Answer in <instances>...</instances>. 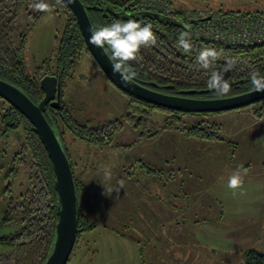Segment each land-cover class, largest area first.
<instances>
[{
    "label": "rangeland",
    "instance_id": "obj_1",
    "mask_svg": "<svg viewBox=\"0 0 264 264\" xmlns=\"http://www.w3.org/2000/svg\"><path fill=\"white\" fill-rule=\"evenodd\" d=\"M258 1L259 3L251 2V4H257L255 9L251 10L241 9V7L232 9L225 7L217 10L214 7L196 5L193 0H170V3L173 10H180L183 13L192 10L264 13L262 11L264 0ZM226 4L231 5L232 0H227ZM29 12L30 10L24 8L19 10L17 22L13 27L12 40L19 45L20 36H25L23 54L28 73L34 75L36 72L43 74L49 70L54 72L56 37L60 36L64 29L66 12L54 8L51 14L45 13L37 21ZM63 101L80 123L95 127L114 119H123L130 110L128 106L131 99L110 81L94 58L88 52H84L73 79L67 83ZM8 106L9 103L0 98V113L3 107ZM261 106L259 101L236 111L246 114V117L252 115V118L255 117L257 120L264 116H259L257 112ZM150 112L146 120L143 117L144 121L139 129H135L132 123L126 122L109 144H89L70 132H65L64 145L67 147L74 175L79 182V208L86 222L68 264H154L153 258L149 257L151 250L157 253L155 264H164V246L170 243L174 246L180 240L169 242V239L163 238L166 231L163 224L142 222L145 217L132 215L134 206L138 208V205L143 204L139 197L142 199L146 197L147 201L152 200L154 204H157L160 202L154 197L164 196L167 199L168 195L175 196L179 192L176 173L171 183L172 188L169 187L170 183L165 186V177L156 175L160 167H165L160 163H153L155 160H152L150 164L147 159L142 160L140 157L141 152L148 151L149 141H154L153 139L167 130L188 137L185 152L199 155L205 168L202 177H188L189 223L183 227V230L188 231L189 240H183L181 247L196 249L212 246L211 250L232 248L236 253L235 256L214 257L218 264H220L219 260L226 264L225 260L233 257L238 259L235 264H245L243 259H245V251L249 248L264 252V121L254 128L255 136L247 144L246 139L240 143L235 136H232V112L178 116L158 108L151 109ZM196 127L212 136L204 138L193 134L192 128ZM23 139L22 129L0 134V223H2L0 235L13 233L22 226L20 215L17 212H11V207L20 203L21 195L32 190L34 185L30 179L31 160L27 152L22 151ZM190 139L207 144L200 148L193 145L195 143ZM223 140L224 144H222ZM233 153L236 155L232 156ZM232 161L236 168L248 170L244 177L243 188L236 190V195H233L232 190L226 186L230 171L225 164H232ZM185 163L190 168V172L193 169L191 163H188V160ZM171 165L175 172L177 163L173 162ZM106 167L111 169L113 175L109 186L115 187L119 186L120 182L123 183L118 194L115 192L111 196L103 194L104 188L101 181ZM12 170L17 171L16 175ZM207 189L222 196L224 207L206 206L210 203ZM194 190H201L200 194L205 197L203 202H200L204 206L200 208L197 206L198 196H194ZM241 192H243L242 195ZM163 200L165 199H162V203H165ZM147 201L146 205H148ZM173 201H176L175 197ZM165 205L170 207L168 204ZM161 208L164 210V206ZM212 211L215 218L209 223L207 219L212 216ZM194 215H199V220L203 218L205 221L191 223ZM9 216L11 219L4 222V218ZM252 216L256 218L253 220ZM153 230L160 233L161 239L155 241L150 238ZM107 232L118 235L120 239L115 241L117 246L112 245ZM199 236L201 239L196 238ZM110 248L117 251L116 263L108 258L107 251ZM192 257L194 256H190ZM210 259V252H206L201 263L206 264Z\"/></svg>",
    "mask_w": 264,
    "mask_h": 264
},
{
    "label": "trees",
    "instance_id": "obj_2",
    "mask_svg": "<svg viewBox=\"0 0 264 264\" xmlns=\"http://www.w3.org/2000/svg\"><path fill=\"white\" fill-rule=\"evenodd\" d=\"M134 1L82 0L94 26H106L115 20L127 21L128 19H135L142 25L152 24L153 31L158 37L157 45L142 48L140 50L142 59L139 62H131V67L136 72L134 80L164 93L212 98L239 94L254 89L250 82V70H258L264 76V42L249 45H227L199 38L193 33L192 23L185 18L182 11L172 10L170 13H163L153 9H142L135 7ZM29 2L30 0H0V78L18 86L34 102L38 103L44 97V91L40 85L41 78L49 73L58 76L59 105L53 107L48 103L44 115L56 129L63 145L66 131L89 144H109L126 122L132 123L135 129H139L144 119L146 120L151 113L150 110L154 108L169 111L174 116L217 113L186 112L161 107L140 99L110 80L131 99L128 106L129 112L123 119H114L100 126L94 127L87 123H80L63 101L67 83L73 79L83 53L90 54L77 18L68 4L55 5V0H48L58 11H65L67 19L61 35L56 37L55 71L49 70L43 74L36 72L31 75L27 72L24 62L25 36H20L19 45H16L11 37L21 8L30 10L29 14L36 21L45 14L33 11L29 7ZM183 31L190 33L191 43L194 46L191 53H184L182 49L175 46ZM204 46H213L218 50H223L225 57H233L239 61L236 69L225 76L231 83V91L227 95H216L209 90L206 86L207 75L203 70L198 72L193 67L198 50ZM105 48L111 56L107 46ZM224 62V59L218 61L217 67L219 68ZM260 103L262 106L257 109V112L259 116H263L264 99ZM0 120V134L22 129L24 137L22 151L27 152L31 160L30 179L34 184L32 190L21 195L22 201L11 207V212H17L20 215L22 226L13 233L0 235V264H44L51 251L58 222L59 199L52 162L38 131L18 108L11 104L6 108L3 107ZM192 132L204 138L212 136L204 133L199 127L192 128ZM64 148L73 170L71 157L65 145ZM12 172L16 175L17 171L12 170ZM74 180L78 196V227L75 248L80 232L85 229L86 222L80 213L79 182L75 175ZM10 219L11 216L4 218V222ZM88 228H93V226H88ZM245 264H264V252L256 248H249L245 251Z\"/></svg>",
    "mask_w": 264,
    "mask_h": 264
},
{
    "label": "water",
    "instance_id": "obj_3",
    "mask_svg": "<svg viewBox=\"0 0 264 264\" xmlns=\"http://www.w3.org/2000/svg\"><path fill=\"white\" fill-rule=\"evenodd\" d=\"M65 3L73 10L87 48L101 70L113 83L140 99L168 109L196 113L230 111L264 99V92H256L254 89L229 96L204 98L164 93L134 79L124 83L119 73H113L112 65L115 61L110 59L111 56L106 48H97L88 42L91 31L100 27L92 24L82 0H74L73 3H67L65 0ZM40 85L44 91V97L36 103L18 86L0 78V97L18 108L31 121L49 154L55 174L59 204L56 233L51 251L44 264H67L77 236L78 196L74 173L62 140L44 115L48 103L53 107L59 105V78L55 74L44 75L40 80Z\"/></svg>",
    "mask_w": 264,
    "mask_h": 264
},
{
    "label": "crops",
    "instance_id": "obj_4",
    "mask_svg": "<svg viewBox=\"0 0 264 264\" xmlns=\"http://www.w3.org/2000/svg\"><path fill=\"white\" fill-rule=\"evenodd\" d=\"M227 112H232V118H233L232 128H231L232 136H235L237 141H239L240 143H242L241 141H244L245 139L247 144L250 143V141L253 140V137L255 136L254 128L264 121V116L256 120L255 117L252 118V115H248L250 117H246L247 116L246 114H242L239 111H236V109L230 111H223V113H227ZM153 140L154 141H149L150 146L148 148V151L141 152L140 157L142 160L147 159L149 161L148 163L150 164L152 163V160H155L153 161V163H158V164L160 163L163 167H165V168L160 167L161 169H159L158 165L155 164L159 169L156 171V175L165 177L164 180L165 186L168 183L170 184L172 183L174 173H176V176L178 177V181H179L178 183L179 189L177 188L179 192H177L175 196L174 194L168 195L167 199L164 198V196H159L158 198L157 196L154 197L158 202H160L157 204H154L152 200L151 202L147 201L146 197L142 199V197L138 198V196H136V198L141 200L143 204L140 206L138 205V208L137 206H134L135 207L134 214L132 216L136 217V215H138L140 217H145V219L142 220V222L147 221L148 223L163 224L164 228L166 229L163 236L164 239L167 240L169 239L170 240L169 242H172L173 240H180V242L176 243L174 246L172 243L164 246V255H165L164 264H202L201 261L203 256L206 254V252H210V256H211V259L206 264H218L214 260V257L217 255L221 257L235 256L236 253H234L232 248L222 249V250H219L218 248H214V250H211L212 246L209 248H196V249H188L185 246L181 247L184 243L183 240H189L187 237L189 236L188 231L183 230L184 229L183 227L189 223L188 222L189 206L187 205V200L189 199V193H188L189 191L187 188L189 187L188 177L189 176L202 177L205 173L204 171L205 168L200 161L199 155L195 153L187 154V152H185V150H187V143L189 141L188 137L183 136L177 132H172V131L168 132L167 130L159 134ZM190 140L191 142L195 143L193 145H196L197 147L200 146L205 147V144H207L198 140H193V139ZM222 144H224V140ZM222 144H220V146H222ZM235 155H236L235 153L232 154V156ZM187 160L188 163L190 162L191 166L193 167V169L190 172H189L190 168H188V166L185 165L186 164L185 161ZM173 162L177 163V169L175 170V172L174 169L171 168L172 167L171 164H173ZM225 166L230 172L236 169V166L235 164H233V161L232 164L226 163ZM169 187L172 188V184L169 185ZM171 190L174 191L173 189ZM200 191L196 190L194 193V196H198L196 199V202L198 203L197 204L198 208L204 206L200 202H203V200L205 199L204 195L200 194ZM206 192L209 193L208 200L211 203V204L210 203L207 204L206 205L207 207L209 208H215L221 206L224 207L222 203L221 195H216L212 190L209 189H207ZM174 197L176 200L175 202L173 201ZM162 199H165L163 200V202L165 203H162ZM146 201L148 205H146ZM165 204H168L170 207H165L166 206ZM163 206H164V210H161L163 209L161 208ZM224 215L225 212L222 214V219ZM192 217L194 218L193 222H191L193 224L201 223L200 221H205L203 218L199 220L200 218L199 215L196 216L194 215ZM214 218H215L214 211H212V216H209L207 220L210 223L214 221ZM252 218L254 220L256 216L254 217L252 216ZM107 233L109 234L108 235L109 240L112 241V245L117 246L115 241L120 239L118 235L116 233H109V232ZM159 234L160 233H156L155 230H153V232L150 233V238L157 241L158 239H161ZM196 238L201 239L200 236ZM212 239L213 237L211 238V240ZM211 243L213 244L212 241ZM153 244L156 246L155 242H153ZM107 255L111 262L114 261L116 263L118 261L116 250H113L112 248L108 249ZM192 255L194 257L190 258V256ZM151 256H154L156 259ZM111 257H113V259H110ZM149 257L153 258L152 263L154 264L157 263V253H153V251L151 250ZM236 260L238 259H235L233 257L230 258L229 260H225V262L226 264H235ZM243 262L245 263V259H243ZM219 263L225 264V263H221L220 260Z\"/></svg>",
    "mask_w": 264,
    "mask_h": 264
},
{
    "label": "clouds",
    "instance_id": "obj_5",
    "mask_svg": "<svg viewBox=\"0 0 264 264\" xmlns=\"http://www.w3.org/2000/svg\"><path fill=\"white\" fill-rule=\"evenodd\" d=\"M74 0H67V3H73ZM65 0H55V5H64ZM29 7L33 11L51 14L54 5L48 0H30ZM158 37L153 31L152 24H143L135 19L127 21L115 20L110 25L101 26L93 29L88 38V42L97 48L107 46L111 52L110 59L115 61L112 65L113 73H119L124 83L130 82L135 78L136 72L131 67V62H139L142 57L140 50L157 45ZM177 48L182 49L184 53L193 51L190 33L183 31L180 33ZM224 59V64L219 68L217 62ZM239 61L233 57H225L223 50H218L213 46H204L200 48L195 56L193 67L196 71L203 70L207 75L206 86L216 95H227L231 91V83L225 78L226 74L235 70ZM249 77L252 87L256 92H264V76L258 70H250ZM246 168H236L230 172L227 177L226 186L231 189L233 195L236 190L242 189L244 177L247 175ZM113 175L110 168H105L101 184L104 188V195L111 196L113 192L119 193L123 187L120 182L119 186H109ZM241 195L243 192L240 193Z\"/></svg>",
    "mask_w": 264,
    "mask_h": 264
},
{
    "label": "built area",
    "instance_id": "obj_6",
    "mask_svg": "<svg viewBox=\"0 0 264 264\" xmlns=\"http://www.w3.org/2000/svg\"><path fill=\"white\" fill-rule=\"evenodd\" d=\"M134 6L170 13V0H135ZM192 23L196 37L227 45H249L264 42L263 12H202L183 13Z\"/></svg>",
    "mask_w": 264,
    "mask_h": 264
},
{
    "label": "flooded vegetation",
    "instance_id": "obj_7",
    "mask_svg": "<svg viewBox=\"0 0 264 264\" xmlns=\"http://www.w3.org/2000/svg\"><path fill=\"white\" fill-rule=\"evenodd\" d=\"M227 0H193V3H195L196 5H202L205 7H209L212 8L214 7V9L217 10H221L225 7H228L229 9L235 8V7H241V9H247V10H251V9H255L254 7L257 5H255L254 3L251 4V2H255V3H259L258 0H232V4H226Z\"/></svg>",
    "mask_w": 264,
    "mask_h": 264
}]
</instances>
